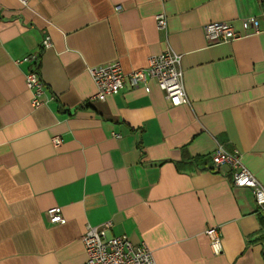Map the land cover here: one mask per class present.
Listing matches in <instances>:
<instances>
[{"label":"crops","instance_id":"0c3cea01","mask_svg":"<svg viewBox=\"0 0 264 264\" xmlns=\"http://www.w3.org/2000/svg\"><path fill=\"white\" fill-rule=\"evenodd\" d=\"M249 16L258 33L207 42L205 23L245 33ZM167 49L181 55L188 103L171 105L153 78L90 98L87 67L118 60L129 72ZM31 53L38 107L30 64L14 62ZM217 145L264 185V0H0V264H82L86 225L104 221L156 264H264V215L214 168ZM54 206L62 222L49 221ZM208 226L220 228L218 254Z\"/></svg>","mask_w":264,"mask_h":264},{"label":"built area","instance_id":"2783aa9c","mask_svg":"<svg viewBox=\"0 0 264 264\" xmlns=\"http://www.w3.org/2000/svg\"><path fill=\"white\" fill-rule=\"evenodd\" d=\"M20 1L27 4V0ZM244 20L245 29H250L245 33L235 30L228 21L205 23L202 28L207 42L209 44L226 43L248 34L258 33V20L254 16L246 17ZM155 24L158 30H166V16L164 13L155 15ZM40 47L41 49L51 47L49 35L42 37ZM14 62H27L30 64L24 78L26 88L31 93V105L38 107L45 103L42 98L44 84L37 68L39 55L31 53L16 59ZM180 62L181 55L167 49L151 54L145 67L129 72H123L118 60L89 66L87 71L96 87L95 93L90 98L103 101L107 96L117 93L126 84L134 87L139 83H144L148 78H153L171 105L186 104L188 98L183 86ZM52 142L57 145L60 138L58 136L52 137ZM210 157L214 168L225 165L230 169V178L234 186L243 187L252 192L258 211L264 215V185H261L243 165L241 154L237 150L226 151L221 145H217L210 153ZM47 214L49 221L52 223L64 220L57 206L48 208ZM111 225L110 221H104L96 226L86 225L81 237L86 255V259L82 264H156L152 250L144 241L133 243L126 235H113L110 233ZM204 233L209 238L213 253H220V228L208 226Z\"/></svg>","mask_w":264,"mask_h":264}]
</instances>
